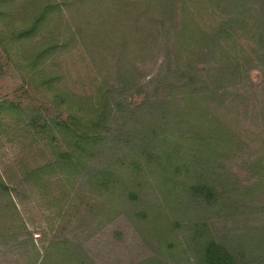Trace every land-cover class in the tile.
<instances>
[{"label": "trees", "instance_id": "trees-1", "mask_svg": "<svg viewBox=\"0 0 264 264\" xmlns=\"http://www.w3.org/2000/svg\"><path fill=\"white\" fill-rule=\"evenodd\" d=\"M0 20L51 105L0 100V127L45 143L0 171V264H99L87 242L118 212L149 249L130 264H264V0H0ZM75 44L99 73L81 91Z\"/></svg>", "mask_w": 264, "mask_h": 264}, {"label": "rangeland", "instance_id": "rangeland-1", "mask_svg": "<svg viewBox=\"0 0 264 264\" xmlns=\"http://www.w3.org/2000/svg\"><path fill=\"white\" fill-rule=\"evenodd\" d=\"M76 21L74 18L72 25L77 23ZM3 29L4 24L0 20V33ZM60 60L65 66L66 73L71 75L68 78L69 84L79 91L83 89L81 86L83 83L88 86L91 80L99 78L98 71L93 69L89 55L80 44H75L74 47L65 50ZM251 76L254 82H259L261 73L254 71ZM46 96L28 85L23 73L21 74L15 69L10 57L0 45V100L7 98L13 100L16 106L21 109L25 106H31L46 114L50 113L51 107ZM57 114L55 112L54 116ZM2 123L3 126L0 127L1 173H13L18 167V163L22 161L25 163L33 162L36 158L40 159L43 156L45 143L42 140H37V143L34 142L29 135L30 132L25 131V125L22 122L17 123L16 120L9 118L2 120ZM21 193L23 204L21 203L22 206L20 207L24 208L23 213L27 221H33L37 227H44L47 223L44 216L51 212V208L47 205H40L39 198L33 195L30 189ZM160 202V200L156 201V203ZM117 215L119 216L116 217L115 221L95 228L92 239L87 242L99 264H130L142 260L149 251L146 245H142L131 221L120 212Z\"/></svg>", "mask_w": 264, "mask_h": 264}]
</instances>
